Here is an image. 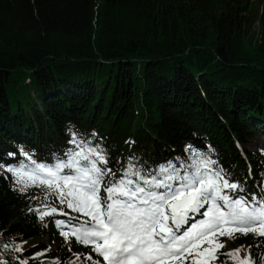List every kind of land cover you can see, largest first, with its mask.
I'll list each match as a JSON object with an SVG mask.
<instances>
[{
    "label": "trees",
    "instance_id": "16d2710c",
    "mask_svg": "<svg viewBox=\"0 0 264 264\" xmlns=\"http://www.w3.org/2000/svg\"><path fill=\"white\" fill-rule=\"evenodd\" d=\"M72 133L118 175L195 151L259 195L264 149L247 145L264 135V0H0V163H53ZM43 202L0 174V264H105L65 241L55 221L69 216L31 211ZM232 241L264 252V238Z\"/></svg>",
    "mask_w": 264,
    "mask_h": 264
},
{
    "label": "snow or ice",
    "instance_id": "6c2138e0",
    "mask_svg": "<svg viewBox=\"0 0 264 264\" xmlns=\"http://www.w3.org/2000/svg\"><path fill=\"white\" fill-rule=\"evenodd\" d=\"M69 143L75 149L50 164L27 153V163H0V174H11L19 192L40 190L44 202L31 211L41 221L57 213L70 217L67 223L55 221L66 242L71 237L91 246L105 264H214L219 255L236 264H264V252L257 251L253 260L251 246L243 259L239 248L219 253L226 247L219 237L264 238V180L259 195L249 193L243 184L230 182L231 173L217 160L195 151L180 167L168 161L146 169L132 157L118 175L107 167L102 148L77 140L75 133ZM49 197L78 215L52 207ZM29 198L41 199L35 194ZM85 259L99 264L91 255ZM69 264H80V257Z\"/></svg>",
    "mask_w": 264,
    "mask_h": 264
},
{
    "label": "rangeland",
    "instance_id": "374dc122",
    "mask_svg": "<svg viewBox=\"0 0 264 264\" xmlns=\"http://www.w3.org/2000/svg\"><path fill=\"white\" fill-rule=\"evenodd\" d=\"M257 32H259V25L256 23L255 34ZM249 41H252V38ZM247 148L252 150V151L264 149V135L263 134L258 135L255 139H253L251 142H249V144L247 145ZM200 218L201 217H198L196 219L198 220ZM219 240L221 243H224L226 245L225 248L219 249V253H226L228 251H234L235 249L238 248L239 244L234 243L231 239H228L226 237H219ZM55 247H56V245H55ZM239 256L241 259H243L240 254H239ZM185 264H187V261L185 262ZM214 264H236V262L234 260L227 259L224 255H219V258L214 262Z\"/></svg>",
    "mask_w": 264,
    "mask_h": 264
}]
</instances>
